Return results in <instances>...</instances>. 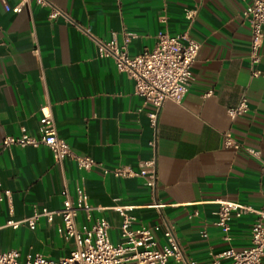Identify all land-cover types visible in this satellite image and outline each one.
Instances as JSON below:
<instances>
[{
  "label": "crops",
  "instance_id": "1",
  "mask_svg": "<svg viewBox=\"0 0 264 264\" xmlns=\"http://www.w3.org/2000/svg\"><path fill=\"white\" fill-rule=\"evenodd\" d=\"M50 2L61 12L57 18L34 1L21 13L8 12L0 1V174L14 207L11 212L8 198L0 206V250H19L23 262L30 253L69 255L74 241L60 237L61 216L42 217L36 229L4 225L31 216L35 208L61 210L64 189L74 193L83 184L91 205L109 208L112 233L120 220L111 207L141 205L140 225L162 227L156 234L161 245L169 244L164 231L171 226L186 255L209 264L229 245L216 214L197 203L223 197L264 209V162L247 151L264 157V45L260 63L252 65L245 17L251 0ZM193 8L199 13L191 31L202 48L192 91L182 103L167 101L153 128L152 106L136 93V81L119 72L113 58L99 55L96 39H116L134 56L153 48L162 29H188L186 12ZM244 97L249 111L232 119L229 110ZM43 108L50 109L77 155L93 157L110 170L125 160L142 171L143 162L156 158V188L144 187L143 178H116L100 168L76 171L73 158L58 163L46 146L4 144L9 134L38 138ZM227 133L239 149L225 145ZM155 199L165 205L161 211L151 207ZM252 219L231 222L234 248L253 246Z\"/></svg>",
  "mask_w": 264,
  "mask_h": 264
},
{
  "label": "built area",
  "instance_id": "2",
  "mask_svg": "<svg viewBox=\"0 0 264 264\" xmlns=\"http://www.w3.org/2000/svg\"><path fill=\"white\" fill-rule=\"evenodd\" d=\"M8 12L21 13L31 2L47 7L50 17L57 18L61 12L50 0H17L12 5L9 0H0ZM199 13L198 8L189 9L186 18L189 28L173 33L168 28L158 34V42L153 48H146L141 53L132 56L127 45L118 40L105 41L96 39L98 53L103 58H113L121 73H127L136 81V93L145 99L146 105H151L149 113L150 125L157 128L161 111L167 101L182 103L192 91L194 82V65L202 48V42L194 37L191 31L192 23ZM245 17L250 24L251 63H260L261 50L264 45V0H251L245 11ZM166 22V19H163ZM2 25L0 22V32ZM260 71L254 75L259 76ZM44 77V75H41ZM213 92H208L209 96ZM43 119L39 127L40 136L32 137L27 133L21 136L9 134L4 140L6 146L19 145L41 148L46 146L58 163H64L69 158L76 162V171H91L100 168L105 173L113 174L116 178H143L142 185L154 190L157 184V160L151 158L142 163L143 170H135L127 161L120 160L114 169H108L99 160L90 156L77 155L72 147L61 137L58 123L49 108H43ZM249 111L248 99L244 97L237 107L231 108L229 114L232 119L244 115ZM154 147L156 141H149ZM227 147L240 148L231 133L225 135ZM253 156L264 162L260 151L247 149ZM64 205L61 210L34 209V213L21 220L10 219L4 227L19 229L27 225L36 229L38 221L47 217L53 221L55 216H61L63 224L58 228L60 237L67 241H74V248L69 255L54 259L44 253H30L26 261H22L19 250H0V264H199L190 259L182 249L175 229L169 226L164 235L168 245H161L156 234L162 227L142 226L137 216L141 205H121L111 207L120 220L119 241H115L112 234V224L109 222L107 211L109 208L101 205H91L87 187L79 185L72 193L68 189L62 192ZM8 198L11 212H14L12 191L3 187L0 174V206ZM202 208H209L217 217L216 225L225 233V241L229 248L220 254L213 255L209 264H264V209L249 204L232 202L227 198L217 197L197 203ZM151 207L162 210L165 205L155 199ZM251 216L253 246L239 250L232 243L231 222ZM202 236L208 238L207 231ZM51 239H42V243L49 244Z\"/></svg>",
  "mask_w": 264,
  "mask_h": 264
},
{
  "label": "rangeland",
  "instance_id": "3",
  "mask_svg": "<svg viewBox=\"0 0 264 264\" xmlns=\"http://www.w3.org/2000/svg\"><path fill=\"white\" fill-rule=\"evenodd\" d=\"M113 237H114V239H115V241H119V229L118 228H115L114 230H113Z\"/></svg>",
  "mask_w": 264,
  "mask_h": 264
}]
</instances>
